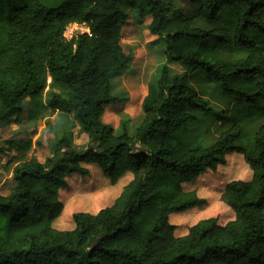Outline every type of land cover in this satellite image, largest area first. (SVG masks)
<instances>
[{"label": "trees", "instance_id": "16d2710c", "mask_svg": "<svg viewBox=\"0 0 264 264\" xmlns=\"http://www.w3.org/2000/svg\"><path fill=\"white\" fill-rule=\"evenodd\" d=\"M191 3L187 16L166 0H0V129L26 100L35 114L59 115L49 155L16 162L14 186L0 194V264H264V0ZM145 10L167 63L147 86L134 134H117L102 123L104 108L122 111L112 94V80L132 60L122 30L129 11ZM70 24L89 33L66 40ZM197 79L211 97L193 90ZM238 103L259 111L255 130L233 121L214 140H186L193 124ZM75 126L86 140L80 147ZM228 153L242 155L252 174L224 187L234 219H202L176 237L169 215L205 203L182 185L223 165ZM83 163L96 164L112 185L127 173L132 179L111 206L74 213V228L57 230L59 190L66 177L87 175Z\"/></svg>", "mask_w": 264, "mask_h": 264}, {"label": "rangeland", "instance_id": "374dc122", "mask_svg": "<svg viewBox=\"0 0 264 264\" xmlns=\"http://www.w3.org/2000/svg\"><path fill=\"white\" fill-rule=\"evenodd\" d=\"M166 1L174 2L187 16L194 13L195 7L191 0ZM129 15L128 23L122 30V41L132 52V60L127 68L112 80V94L119 99L122 111H116L113 104L105 106L102 123L111 125L117 134L126 128L132 135L143 119L141 101L147 86L156 80L160 67L167 62L163 54V43L147 30L150 21L148 11L142 13L129 11ZM222 20L227 23L231 17L223 15ZM168 65L173 72L180 71L179 66ZM199 74L205 77L202 71H197L195 76ZM192 87L194 91L203 92L208 97L212 95L210 86L199 79L194 81ZM46 101L47 97L42 105H46ZM238 104L239 107L231 106L230 110L218 119L206 118L193 124L186 140L194 142L200 136H204L208 141L214 140L219 132L233 121H239L250 131L255 130L262 120L259 111H254L243 103ZM35 110L36 107L31 106L29 100H26L19 117H14L0 129L1 195H9L14 186L12 169L16 162L30 156H35L43 162L50 153L59 115L50 109H44L37 114ZM72 132L76 146L80 147L86 143L79 134L78 126H75ZM252 136L253 134L248 132L249 143L252 142ZM27 143L30 145L28 150H25L23 146ZM82 166L88 170L87 175L74 174L66 177V187L59 190L62 211L52 224L57 230L73 229L74 213L96 214L101 209L111 206L123 187L132 179V175L127 173L112 185L96 164L83 163ZM250 178L251 170L242 155L228 153L225 155L223 165H217L213 171L206 169L195 180L183 184L184 191L196 192L205 203L200 207H192L185 212L169 215L174 235L176 237L186 235L188 228L202 219L214 218L219 225L233 220L234 212L221 200L224 187L229 181H248ZM75 204L76 207H72ZM262 214L264 217V209Z\"/></svg>", "mask_w": 264, "mask_h": 264}, {"label": "built area", "instance_id": "2783aa9c", "mask_svg": "<svg viewBox=\"0 0 264 264\" xmlns=\"http://www.w3.org/2000/svg\"><path fill=\"white\" fill-rule=\"evenodd\" d=\"M81 33H89V30L83 25L70 24L66 27L63 36L66 40H70L77 34Z\"/></svg>", "mask_w": 264, "mask_h": 264}, {"label": "crops", "instance_id": "0c3cea01", "mask_svg": "<svg viewBox=\"0 0 264 264\" xmlns=\"http://www.w3.org/2000/svg\"><path fill=\"white\" fill-rule=\"evenodd\" d=\"M243 158V157H242ZM252 175V174H251ZM251 179V178H250ZM188 231V230H187Z\"/></svg>", "mask_w": 264, "mask_h": 264}]
</instances>
